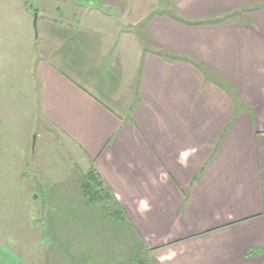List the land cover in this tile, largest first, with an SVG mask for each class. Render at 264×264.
Wrapping results in <instances>:
<instances>
[{"label":"crops","instance_id":"crops-1","mask_svg":"<svg viewBox=\"0 0 264 264\" xmlns=\"http://www.w3.org/2000/svg\"><path fill=\"white\" fill-rule=\"evenodd\" d=\"M79 1L69 3V14L78 16ZM88 1L107 9L126 0ZM182 2L185 17L154 13L136 38L122 28L100 57L88 51L90 41L81 43L79 24L63 26L42 13L34 44L24 8L27 39L17 58L0 64V80L14 89H0V106L16 98L10 81L19 75L38 85L26 93L36 117L75 145L87 171H97L154 264H264V0ZM145 8L122 10L121 18L144 16ZM236 8L243 18H219ZM133 39L143 46L131 47ZM55 41L50 57L44 49ZM17 112L25 113L17 124L30 128L33 112ZM17 146L26 152V143ZM1 159L0 172L26 171L19 156L6 167ZM44 224L58 225L57 218L47 215ZM0 236V264L58 263L48 242L35 253L13 234Z\"/></svg>","mask_w":264,"mask_h":264},{"label":"rangeland","instance_id":"rangeland-1","mask_svg":"<svg viewBox=\"0 0 264 264\" xmlns=\"http://www.w3.org/2000/svg\"><path fill=\"white\" fill-rule=\"evenodd\" d=\"M72 1L0 0V64L4 65L5 60L17 58L19 49L23 47L27 39L25 9L30 11L34 44L39 39L38 26L40 25V31L43 30V22L37 23V29L35 28V16L42 13L44 17L47 15L46 18L59 21V24L63 26L78 27L79 24L85 35V37L79 35L83 39L81 43L90 41L88 51L100 57L109 50V45L117 43L119 38L124 36L120 33L122 28L125 31L132 29L133 33L130 36L136 38L141 34L138 32L143 29V21L152 19L155 14L173 16V18H175L174 15L185 17L182 12L180 13L179 5L182 3L184 6L187 3L186 1L184 4L182 2L184 0H147L145 2L126 0L122 8L118 4L105 9L99 2L92 5L90 1L83 0L76 3L75 12L81 10L78 16H75L69 14L72 8L69 3ZM195 2L191 1L190 5ZM145 6L144 16L131 17L128 20L121 18L122 10L135 12L136 9L141 10ZM85 11L92 13L86 17ZM243 16L240 9L236 8L234 12L227 15L221 14L219 18L226 21L243 18ZM75 21L78 23L75 24ZM133 22L136 26L131 28ZM136 41L130 40L129 45L134 46ZM42 42L40 41L38 48L40 54L43 52L41 45L45 44ZM137 45L143 46L141 42ZM55 46L57 47L56 41L48 47L49 51L44 49V52L50 57L54 56ZM25 52L29 54V49ZM131 53L133 56L134 50ZM37 55L39 56L38 53ZM37 55L35 54L36 57ZM55 55L61 56L60 51H57ZM170 55L177 56L174 53ZM22 58L24 61L23 56ZM18 61L21 60L16 62ZM26 76L22 74L19 75L20 79L10 81L12 85L16 84L19 92L15 93L16 98L12 97L8 105L2 103L3 106H0L1 164L6 167L10 157L14 159L19 156L21 161H18L26 170L25 172H0V231L3 234H13L23 248L35 253L37 250L40 252L47 250L45 242H48L49 251H59L57 264H154L153 258L148 255L139 235L127 218L124 223L121 222V209L114 198L112 199L106 190L99 191L98 182L95 188L85 187L86 192L84 193V190L82 192L80 187L82 183H85V176L89 169L86 166L88 163L82 161L78 149L71 141L36 117L35 103L31 105V102L27 101L26 93L32 88H36L37 91L38 85L33 80H25ZM0 81L1 95L6 94V90H14L6 87L4 80ZM31 82L33 83L26 85ZM1 99L6 100L7 97H1ZM25 108L33 112L30 128L29 125L28 127L24 125L22 128L17 124L23 123L25 117L24 112L17 111ZM22 142L26 143V152L17 153L16 149H20L17 143ZM20 153L24 154V157ZM16 162L14 161L15 165ZM15 185L18 186L13 192ZM91 188L92 191H89ZM6 189H9V192H6ZM68 189L71 191L69 194L71 196L66 198L63 191ZM75 190H79L80 193H73ZM95 193L98 194L91 198ZM59 202L66 204L68 208L59 209ZM75 211L81 214V217L71 214ZM47 215L57 218L58 225L50 224L46 227L44 223ZM53 232L59 234L56 237V239L60 238L59 241L54 242L49 235L47 236ZM1 239L2 236H0ZM41 240L44 241H42L43 245ZM14 243V246L19 245L12 240V244Z\"/></svg>","mask_w":264,"mask_h":264},{"label":"trees","instance_id":"trees-1","mask_svg":"<svg viewBox=\"0 0 264 264\" xmlns=\"http://www.w3.org/2000/svg\"><path fill=\"white\" fill-rule=\"evenodd\" d=\"M177 60H183V59H177ZM84 182L85 183H82V186H81L82 192L84 190V193L86 192L85 187L88 188V187L92 186V188H95L96 185H97V182L99 183V187H100L99 191H101V192L105 191V187H104L105 185H104L101 177L99 176V174L97 173V171L95 169H91V170L88 171L87 175L85 176V181ZM92 188L89 191H92ZM97 194L98 193L93 194V197H91V198H94V196H96ZM125 221H126V217H125Z\"/></svg>","mask_w":264,"mask_h":264},{"label":"water","instance_id":"water-1","mask_svg":"<svg viewBox=\"0 0 264 264\" xmlns=\"http://www.w3.org/2000/svg\"><path fill=\"white\" fill-rule=\"evenodd\" d=\"M37 20H38V15L35 16V21H34V26L37 29Z\"/></svg>","mask_w":264,"mask_h":264}]
</instances>
